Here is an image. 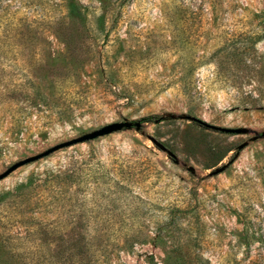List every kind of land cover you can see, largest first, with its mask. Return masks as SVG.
<instances>
[{
  "label": "rangeland",
  "instance_id": "obj_1",
  "mask_svg": "<svg viewBox=\"0 0 264 264\" xmlns=\"http://www.w3.org/2000/svg\"><path fill=\"white\" fill-rule=\"evenodd\" d=\"M123 120L0 179V264H264V0H0V173Z\"/></svg>",
  "mask_w": 264,
  "mask_h": 264
},
{
  "label": "water",
  "instance_id": "obj_2",
  "mask_svg": "<svg viewBox=\"0 0 264 264\" xmlns=\"http://www.w3.org/2000/svg\"><path fill=\"white\" fill-rule=\"evenodd\" d=\"M192 120L197 121V122L205 125L206 127L214 129V130L219 131L221 133H232L233 134V133H239L240 132V129H238V128H230V127H221V126H216V125H210V124H207V123L200 121L199 119H197L195 117H192ZM133 127L136 130L140 129L141 122L140 121L123 120V121H116V122H111V123L105 124V125L97 128V129L90 131V132L84 133V134H82L78 137H75L73 139H70L68 141L53 145V146L49 147L48 149H46L40 153H37L35 155H31L29 157H26L24 159H21L15 163H13L5 171L0 173V179L5 177L6 175H8L10 172H12L17 167L24 165L26 163L32 162L34 160H37L43 156H46L49 153H51V152H53L59 148L70 146V145L80 143V142H84V141H88V140L94 139V138L99 137V136H103V135H106L109 133L120 131L122 129H130Z\"/></svg>",
  "mask_w": 264,
  "mask_h": 264
}]
</instances>
